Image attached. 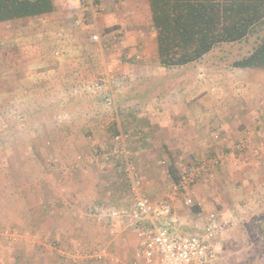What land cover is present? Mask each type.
<instances>
[{"label": "rangeland", "instance_id": "rangeland-1", "mask_svg": "<svg viewBox=\"0 0 264 264\" xmlns=\"http://www.w3.org/2000/svg\"><path fill=\"white\" fill-rule=\"evenodd\" d=\"M54 1L57 10L50 16L33 22L0 24V264H115L111 257L126 261L132 258L135 246H121L127 235H134L126 228L127 220L106 217L96 222L89 216L90 211L97 212L95 207L120 209L131 203L120 165L96 158L99 151L111 148L119 132L130 136L132 161L142 179L145 153L160 163L158 167L163 166L164 193L156 202L169 198L175 181L167 176L165 168L178 165L179 177L192 166L217 158L219 164L212 176H199L179 200H172L178 229L184 234H202L207 218L216 214L224 226L216 244L218 264H264V186L257 182L254 170L247 184L234 183L240 175L236 171L227 178L226 189L221 190L224 181L219 174V168L227 166L231 157L238 166L258 157L250 153L254 128L244 124L233 133L231 127L223 131L222 124L226 118L252 113L258 106L264 92V84L259 83L263 82L260 72L264 70L234 68L232 64L253 51L264 37V28L241 43L218 45L197 63L167 70V81L147 78L143 83L128 84L125 79L123 82L113 77L118 66L143 63L144 67L164 72L159 69L156 33L147 28L144 7L130 0H98V8L89 21L83 22L88 0ZM115 18L126 24H140L142 43L138 44L142 35L136 36L135 45L125 52L128 45ZM96 33L99 41L92 39ZM170 95L179 96L182 102L190 98L212 103L211 114L218 117L209 123L212 127L205 136L195 138L200 149L196 152L185 147L175 153L160 149L144 152L147 149L140 150V146L133 149L132 138L135 144L142 143L135 129L145 127V123L124 115L128 113L127 102ZM104 98L106 107L99 102ZM154 140L157 143L158 138ZM240 140L245 142L244 148L237 151L235 146ZM75 164L78 167L72 168ZM77 179L79 187H68L69 181ZM205 186L213 189L206 200L210 210L194 192L196 187ZM79 189L83 194L108 196H101L102 203H91L79 217L97 227L100 241L73 236L65 229L64 194H75ZM187 197L193 198L196 205L186 206L183 199ZM195 207L204 209L196 211ZM110 228H116L120 235H111ZM4 230L15 240L3 236ZM77 252L84 256L67 260L66 255ZM97 254L107 257L97 259Z\"/></svg>", "mask_w": 264, "mask_h": 264}, {"label": "crops", "instance_id": "crops-1", "mask_svg": "<svg viewBox=\"0 0 264 264\" xmlns=\"http://www.w3.org/2000/svg\"><path fill=\"white\" fill-rule=\"evenodd\" d=\"M130 1L135 6L144 7V9L146 10L145 14L146 16H148L149 25L147 28L148 30H152L153 29L152 14L150 11L148 1L147 0H130ZM55 6L57 10L56 2H55ZM134 9H137V7H134ZM35 19L37 20L39 18H35ZM35 19H31V21L33 22ZM114 21H116L117 25H121L120 31L122 32L123 35L122 39L124 40V44L126 43L128 45V47L126 45L124 47L126 48L124 50L126 52L128 48H130V46L135 45L133 44L134 43L133 41L136 39V36L139 37L140 35L143 34V30L140 29L141 25L137 23L126 24L125 21L121 19L118 20L117 18H115ZM129 27L131 28V31H128L127 28ZM148 30L146 32H148ZM142 38L143 35L141 36V39L139 40L138 44L142 43L143 40ZM141 55L143 56V53H141ZM128 58H130V56H128ZM143 68L146 70H144ZM159 69L164 72L160 71L159 73L153 70L151 67H144L143 63H141L140 65L126 64L125 66H118L116 70H113L114 72H116V74L113 77L115 78V80L118 81L121 80L123 81L125 79L127 80L128 84L132 82L143 83V81L147 78L149 79L159 78V81H163V82L167 81L168 79V76H166L168 74L167 70L171 68H164L160 65L159 62ZM156 73H159V75H157ZM260 75L264 77V72H260ZM259 83L264 84V79L263 82L259 81ZM148 84L149 82L147 83V85ZM140 99L141 98L135 101L134 100L128 101L127 102L128 104L126 105L127 107H125L126 108L125 110L128 111V113L126 114L124 113V115H126V117L128 118L136 119L138 121L141 120L145 123L144 125L145 127H142L141 129L136 128L135 131L138 132L134 133L136 138H141V142H142L141 145L135 144L133 138L131 140L132 142L131 145L133 149H135V146L137 147L140 146V150H143L144 147L147 149L144 152H148L150 150L156 151L160 149L163 152L166 151L169 153L171 152L175 153V152H180L182 150L181 148H183L184 150L185 147L186 149L189 148L190 151H193L194 149L197 152V149L199 148L198 147L199 143L195 138L205 136L206 131L212 127V125L210 126L209 123L212 124L211 122L212 119L218 117V116L213 117V115L211 114L212 103L204 99L199 101L196 100L190 101L189 98L187 102H182L179 96H171V95L159 100L146 99L147 101L146 100L143 101L141 99L142 100L141 101ZM263 99H264V92L261 94V98L258 99L259 103L258 106L256 107L257 111L255 110L252 111V113L243 112L241 114H236L234 115V119L233 118L230 119L228 117L225 119L224 123L222 124L223 126L222 130L225 132H228V128L231 127L232 132L234 133L236 132V130L239 129L240 126L244 124L250 126L251 128H254L253 131H254L255 139L253 141L254 144L251 145L250 153H254L258 157H256V159H254L253 157L248 158L249 160L248 163L251 164L249 168H248L249 165L248 163L242 164L240 166H238L237 162L232 163L231 161L232 157H231V159H229L230 163L227 166L225 165L219 168L220 170L219 174L220 176H222L223 178L222 180L224 181L222 182V184H220V187H222L220 188L221 190L226 189L227 183L229 182V179L227 178L229 176L232 177L231 174L235 175L237 173L236 171H238V173L240 174L237 176L240 177L239 178L237 177L235 182L234 181L232 182L237 183L239 185L247 184L251 174L250 171L254 170L253 173L254 176H256L257 178V182L261 186H264V100ZM247 101L250 102L251 100H247ZM133 106L136 107L135 110H133L134 108ZM144 138H147L146 141H144ZM153 138L154 139L158 138L157 143L156 140L153 141ZM145 156L146 159L143 161L141 165L143 172L145 174V178L142 179L143 188L145 189V191H147V193H149V195H151L148 196L155 203H161L163 200H168L169 198L171 199V197L169 196V198L166 197L165 199H162L159 202L155 201V199H160L161 195L164 193L162 187L164 183L162 182L161 179V171L164 172V169L163 166L158 167L160 163L157 164L156 160H151V158L147 153H145ZM168 167L165 168L167 171V176L172 178L169 174ZM170 167H172L173 169H177L178 165L171 164ZM68 185H69L68 187L75 185L79 187L80 184L77 179L74 182L69 181ZM212 191L213 189H210L206 186L205 188L196 187L194 190L195 196H197V198L200 200L202 199L205 208H207V210H210L209 209L210 205L206 204V200H208V198L213 195ZM76 192L75 194L73 193L64 194V226H66L65 229L68 231L67 233L74 234L73 236L82 237V238L85 236H89L91 239H93V241L94 240L100 241L101 233L97 229V227H94L93 224L90 223L87 224L84 220L81 221L79 217H82L81 213L83 210H87L90 208L89 205H91V203L93 204L94 201H95L94 204L102 203L100 199L103 200V198L105 197L107 199L108 196L106 194H100L99 197L97 196L98 192H95L94 194H87V193L83 194L81 193L82 192L81 189H79V191ZM218 204H219L218 208H220V205L222 203L219 202ZM86 205L88 206L85 207ZM93 209H95L96 211L101 210L96 207ZM203 209L204 208H199V211L200 210L203 211ZM133 234L134 235H127V238L124 239L123 245L121 246L123 247H128L131 245L136 246L137 239L134 231ZM119 235L120 232H118V234L114 237H118ZM112 245L114 246V243ZM121 261H126V260H121Z\"/></svg>", "mask_w": 264, "mask_h": 264}, {"label": "built area", "instance_id": "built-area-1", "mask_svg": "<svg viewBox=\"0 0 264 264\" xmlns=\"http://www.w3.org/2000/svg\"><path fill=\"white\" fill-rule=\"evenodd\" d=\"M88 10L83 22L89 21L91 14L98 8V0H88ZM80 22H78L79 24ZM94 41H99L98 33L92 36ZM221 139L219 135H214ZM130 136L125 132H119L113 138V145L109 150L99 151L96 158L107 164L118 163L119 172L127 179V193L131 203L124 208H102L100 211H90L89 216L96 222H102L106 217L112 219L127 220V229L133 230L137 244L132 258L121 261L111 257L116 264H218V248L216 246L219 235L223 233L224 226L218 215L211 214L207 218L202 234L190 235L179 231L178 219L173 217L172 200H179L183 191H186L195 183L201 175L212 176L213 169L219 164L217 158L210 157L200 164L186 170L179 182L172 184L171 194L168 200L156 204L145 194L143 181L139 171L132 161L130 149ZM245 142H237L235 149L242 151ZM78 164L72 166L77 168ZM188 207L196 205L193 198L183 199ZM200 205V204H199ZM3 236L15 240L8 230L1 232ZM113 236L118 234L116 228H110ZM9 236V237H8ZM81 252L66 255L67 260L83 257ZM97 259L107 257L105 254H97Z\"/></svg>", "mask_w": 264, "mask_h": 264}, {"label": "trees", "instance_id": "trees-1", "mask_svg": "<svg viewBox=\"0 0 264 264\" xmlns=\"http://www.w3.org/2000/svg\"><path fill=\"white\" fill-rule=\"evenodd\" d=\"M164 68L197 63L218 45L241 43L264 28V0H147ZM54 0H0V24L54 14ZM234 68L264 70V37ZM106 107L107 101H99ZM128 130V129H127ZM176 169L169 174L179 182ZM199 211V207H195Z\"/></svg>", "mask_w": 264, "mask_h": 264}]
</instances>
